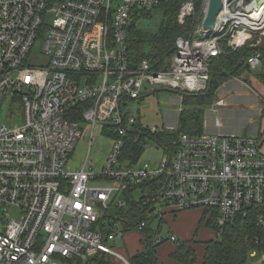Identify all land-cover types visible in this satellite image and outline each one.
I'll return each instance as SVG.
<instances>
[{
	"label": "built area",
	"instance_id": "2783aa9c",
	"mask_svg": "<svg viewBox=\"0 0 264 264\" xmlns=\"http://www.w3.org/2000/svg\"><path fill=\"white\" fill-rule=\"evenodd\" d=\"M162 1L0 0V113L7 103V118L14 117L18 98L23 116L20 124H0V205L22 212L0 229V264H100L103 256L131 264L111 241L128 231L144 235L153 220L163 223L166 214L193 209L215 221L216 238L231 227L264 233L260 135L182 132L170 152L153 141L163 150L157 164L126 155L128 140L144 134L133 131L138 119L124 109L128 101L152 88L204 91L224 45L237 49L264 36V0H222L215 28L205 30L202 19L193 33L176 39L163 66L149 58L132 64L130 28L145 20L137 15ZM195 13L194 1L183 0L177 19L185 24ZM247 64L250 71L259 68L261 54ZM84 124L92 127L90 148L72 168ZM215 125H222L218 118ZM100 126L111 147L97 168L90 150ZM144 135L146 149L153 138ZM127 204L143 214L134 229L129 222L139 213L128 217ZM148 234L154 245L183 242L173 233L167 239L152 229ZM258 253L261 259L253 263L250 256ZM246 264H264V250L251 249Z\"/></svg>",
	"mask_w": 264,
	"mask_h": 264
},
{
	"label": "trees",
	"instance_id": "16d2710c",
	"mask_svg": "<svg viewBox=\"0 0 264 264\" xmlns=\"http://www.w3.org/2000/svg\"><path fill=\"white\" fill-rule=\"evenodd\" d=\"M194 1L196 7L195 16L189 18L185 24H180L177 19L183 0H164L154 9L145 12L142 11L137 15L138 18L151 19L156 13H161L163 19L160 22L158 31L154 33L143 29L141 25H133L130 28L128 38L130 62L132 64H137L143 58H149L156 68L163 66L165 60L172 57L176 51V39L184 35L187 31L193 33L196 26L201 23L203 19L202 9L205 0ZM254 36L252 41L237 49L224 45L225 52L215 57L211 62L212 75L208 87L204 91L199 93L176 91L181 96L183 104V108L179 113V123L176 129H165L161 133L149 134L148 128L138 123L134 126L135 129L133 131L139 132L140 130L143 131L144 134L152 136L153 140L167 152L173 150V141L177 139L182 132L193 134L204 132V106L212 103L214 100L213 97H215L216 92L223 83L221 79L216 76L218 68L220 73L230 72L236 73L237 76H242L244 75V71H250L247 64L248 58L254 53H260L262 56L260 78L264 81V43L259 44V42L255 41L262 38L261 40L264 42V36ZM144 134L138 141H135L133 138L128 140L125 152L133 161L139 159L145 150L143 141H145L147 136ZM260 137H262V135H260ZM130 206V215H128V217L133 218L136 216L137 211L139 213L136 219H132V221L129 222L131 228L134 229L136 222L143 214L136 205L131 204ZM118 211H120V215L125 216L123 214L124 210ZM205 219L206 211L203 213L200 225L204 223ZM207 224L213 229L216 228L213 219L208 220ZM151 229L152 228L149 227L145 231L147 236L145 238L143 237V240L141 239L143 248L130 257L131 264H157V247L160 244L154 245L152 243L151 237L148 234ZM257 240H259L260 243H257ZM253 248L264 250L263 232L252 226L243 228L231 227L223 236L204 242L202 264H246L249 258V252ZM170 256L172 259L182 262L183 264H195L198 260L195 247L188 241H183L179 245L177 244ZM98 261L100 264H113L106 256H103L102 259L99 258Z\"/></svg>",
	"mask_w": 264,
	"mask_h": 264
},
{
	"label": "rangeland",
	"instance_id": "374dc122",
	"mask_svg": "<svg viewBox=\"0 0 264 264\" xmlns=\"http://www.w3.org/2000/svg\"><path fill=\"white\" fill-rule=\"evenodd\" d=\"M51 19L52 17L49 16L46 23L49 24ZM162 19V14L156 13L151 19L142 20L140 25L143 29L154 33L158 31ZM186 33H191V31H187ZM261 39L262 38L255 41L259 42V44H263L264 42H262ZM167 60L168 59L165 61ZM243 74L242 76H237L236 73H220L219 68L217 69L216 76L221 79L223 83L220 86L222 87L219 89L220 92L218 90L215 97H213L214 100L212 103L204 106V130L206 132L219 134L237 133L255 136L258 135L257 131L260 126L264 130V102L260 97L261 94L264 95V89L257 82L260 81L261 67L249 72L244 71ZM238 77H245L244 82L234 81V79ZM226 83H228V85ZM148 88L150 89V87ZM228 90L232 92V96L229 98L225 96ZM223 97L225 98L226 104L221 106L216 105L217 101ZM16 100L17 101L14 103L15 108L14 110L12 109L15 112L14 117L11 119L7 118L8 104L5 103L0 113V124L6 123L8 125H14L22 122L21 105L18 98ZM127 104L128 108L125 106L124 109L134 114L138 119V123L148 129L152 127H178L179 113L183 108L181 96L175 90L165 88H152L151 92L146 94L143 98L128 101ZM217 118L222 123L220 127L215 125V120ZM84 129V137L78 143L72 156L74 159L71 164L75 166H78L85 160L88 149L90 148L92 127L84 124ZM255 130V133L252 132ZM148 141L149 146L143 151L141 158L144 161L156 163L159 161V158L162 157L163 150L155 146V140L148 139ZM110 142L109 134L103 130V126L98 127L90 150V157L96 163L97 168L103 163L108 153ZM134 195L137 197L139 195V190H135ZM130 209V204H127L125 210L129 212ZM191 211L193 214L187 217L181 216L180 213H178L176 217L177 220L173 215L166 214L163 223L160 219H155L151 223V228L154 231H159L166 239L170 234L175 233L178 226L191 230L194 238L191 241L188 240V242L195 247L198 257L197 261L200 262L204 255V242L215 239L216 233L214 229L207 224L206 219L202 225L195 223L198 218H201V216L203 217L204 210L193 209ZM21 216L22 212L19 208L0 205V229H2L4 222L9 219H19ZM192 224H196L194 229L191 227ZM145 236L146 234L142 235L137 231H128L123 238L117 239L114 242L111 241L109 244L130 261V257L143 248L141 239L143 240ZM179 238L185 240V237L180 236ZM172 245L175 246V243L166 240L159 249L161 251H168L171 249ZM261 256L262 255L258 253L256 256H250V260L256 263L261 259ZM114 260L116 264H126L124 260L119 258L114 257Z\"/></svg>",
	"mask_w": 264,
	"mask_h": 264
},
{
	"label": "crops",
	"instance_id": "0c3cea01",
	"mask_svg": "<svg viewBox=\"0 0 264 264\" xmlns=\"http://www.w3.org/2000/svg\"><path fill=\"white\" fill-rule=\"evenodd\" d=\"M261 67V66H260ZM244 80H245V77H243V78H235L234 79V81H239V82H244ZM260 81H257L258 82V84H260L262 87H263V89H264V81L260 78L259 79ZM231 81H233V80H231ZM261 82V83H260ZM227 85H228V83H226ZM226 86V85H225ZM222 87H220L219 89H221ZM218 89V90H219ZM219 92H220V90H219ZM225 96L227 97V98H229V97H231L232 96V92L231 91H226V94H225ZM261 99H263V102H264V95L263 94H261ZM221 99H223L224 100V102H225V104H226V101H225V98L223 97V98H221ZM181 101H182V98H181ZM252 132H256V130L255 131H252ZM257 134L258 135H262V137L264 138V130H263V128H261V126L258 128V131H257ZM83 139V138H82ZM110 147H111V142H110ZM110 147H109V149H110ZM109 149H108V152H109ZM108 154V153H107ZM107 154H106V156H107ZM106 156H105V158H104V160H103V163L101 164V166H103V164H104V162H105V159H106ZM73 159H74V157L71 159V161H70V166L72 167V168H75V167H77V166H75L74 164H71L72 163V161H73ZM152 164H157V162L156 163H154V162H151ZM101 166H99L98 168H100ZM97 167V166H96ZM192 211L190 210V211H182V212H178V213H180V215L181 216H185V217H187L188 215H192L193 213H191ZM178 213H175V214H171V215H173L174 216V218L176 219V217H177V214ZM201 218H202V216H201ZM201 218H198L196 221H195V223H199L200 224V221H201ZM200 219V220H199ZM177 220V219H176ZM196 224H192L191 225V227H192V229H194V227H196L195 226ZM173 234H175V235H177L178 237H180V236H182V237H185V240H182L181 238V240L182 241H188V240H193V238H194V235L192 234V231L191 230H188V229H186V228H183L182 226H178L177 228H176V231H175V233H173ZM165 243V242H164ZM163 244V243H162ZM162 244H160L158 247H157V259H158V261H157V264H183L182 262H179V261H176V260H174V259H172L171 258V253L173 252V250L175 249V246L177 245L176 243H175V246H173L172 245V247H171V249H169L168 251H161L159 248L161 247V245ZM109 258V257H108ZM111 261H112V263L113 264H116L115 263V260L114 259H112V258H109ZM202 259H203V257H202ZM202 259L200 260V262H196L195 264H202Z\"/></svg>",
	"mask_w": 264,
	"mask_h": 264
},
{
	"label": "water",
	"instance_id": "95a60500",
	"mask_svg": "<svg viewBox=\"0 0 264 264\" xmlns=\"http://www.w3.org/2000/svg\"><path fill=\"white\" fill-rule=\"evenodd\" d=\"M233 1V0H228ZM222 0H208L206 14L203 18V27L205 30H213L216 25L217 16L222 10Z\"/></svg>",
	"mask_w": 264,
	"mask_h": 264
},
{
	"label": "bare ground",
	"instance_id": "6f19581e",
	"mask_svg": "<svg viewBox=\"0 0 264 264\" xmlns=\"http://www.w3.org/2000/svg\"><path fill=\"white\" fill-rule=\"evenodd\" d=\"M241 39H242V35H241V38L239 40H241Z\"/></svg>",
	"mask_w": 264,
	"mask_h": 264
}]
</instances>
